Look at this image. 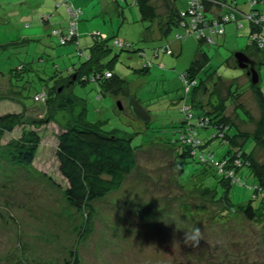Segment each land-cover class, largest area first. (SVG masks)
Returning a JSON list of instances; mask_svg holds the SVG:
<instances>
[{"label":"rangeland","instance_id":"obj_1","mask_svg":"<svg viewBox=\"0 0 264 264\" xmlns=\"http://www.w3.org/2000/svg\"><path fill=\"white\" fill-rule=\"evenodd\" d=\"M65 1L82 9L87 0ZM243 1L237 3L245 11L246 6L240 5ZM56 2L0 0V71L7 76L20 64L28 68L20 79L13 77L11 82L0 76V116L26 112L22 124L0 137V264H72L74 257L79 264H264L263 221L220 217L218 211L223 205L204 195L199 184L201 173L205 170L211 176L213 169L196 165L191 157H175L174 150L163 143L169 136L173 141L187 133L185 128L195 124L199 113L212 111L213 96L226 108L235 130L240 128L251 135L255 131L260 107L250 89V78L234 61V54L243 52L257 62L258 86L264 93V49L251 46L248 19H239V27L235 21L224 24V34L214 36V44H201L192 34L176 40L175 35L184 32L181 27L159 35L153 23L142 20L138 8L129 5L131 0H127L129 4L123 0H89L94 7L99 6L90 17L92 24L110 38L108 49L95 51L90 50V35L82 36L83 32L80 45L59 44L52 31L59 29L58 22L67 21L55 12ZM182 2L177 0L176 6ZM155 4L161 18L167 7L162 0ZM100 9H105L103 17ZM44 15H51L49 24L42 21ZM81 15L79 23L84 30L89 21ZM115 38L136 51L114 46ZM71 45L72 53L62 54V49ZM165 47L173 54L151 55L156 48ZM77 48L87 55L97 54L96 66H109L126 82L125 89L113 94L101 92L96 82L75 81L71 86L74 79L68 77L66 67L84 61L77 56ZM137 49L145 56L140 57ZM199 55L207 61L197 74L201 85L193 93V88L185 90L179 77ZM147 60L150 67L145 70ZM54 84L64 96L75 100V111H82L88 122L105 132L115 130L130 136L133 146H142L135 153L136 166L121 188L92 203V229L82 238L85 216L67 203L65 182L58 171L60 126L47 118L43 103L35 98ZM234 90L241 94L240 101L229 94ZM128 97H134L149 113V123L133 116ZM190 105L189 112L195 117L186 119L182 109ZM196 129V138L208 142L207 149L222 157L227 145L208 138L216 129ZM28 130H36L40 144L33 163L22 167L11 161L9 143ZM243 149L253 151L256 160L264 163V147L255 145L252 137L245 139ZM247 183L250 186L254 180L249 177ZM230 191L231 206L251 199L245 187L233 186ZM226 211L222 215L229 217ZM193 227L204 235L198 247L183 243L185 230Z\"/></svg>","mask_w":264,"mask_h":264},{"label":"trees","instance_id":"obj_2","mask_svg":"<svg viewBox=\"0 0 264 264\" xmlns=\"http://www.w3.org/2000/svg\"><path fill=\"white\" fill-rule=\"evenodd\" d=\"M123 1L129 4L127 0ZM155 1L156 0H131L129 5L134 4L138 8L142 20H147L149 23H153L158 17ZM162 1L167 7L168 0ZM199 1L202 11L201 14H204V16L207 17L208 22L213 20L220 21L225 16H229L230 20L228 22L235 21L239 27L242 26V24L238 22V20L247 19V16L251 12H256L259 15L264 16V8L260 4V0H256V5H252L253 1L251 0H244L246 1L245 4H247V9L245 11L239 10L237 0ZM191 3V0H185L184 9L172 10L168 16L167 22H164L160 26L161 33L166 35L172 27H181L184 32L176 34V40H181L187 35L192 34L186 26H182V22L185 23L187 21L182 13H187L186 11L192 8ZM61 6L65 7L68 14L67 22L70 18L68 12L69 7L74 11H79V13L76 35L64 44H61L57 37L58 42L60 45L76 43L79 35V19L82 10L74 8L73 5L65 0H59L55 3V9ZM194 7L197 9L198 6L195 4ZM238 15H240L239 18ZM49 16L50 15L42 16V21L48 23ZM224 24L222 25L223 33L220 35L224 34ZM253 29L254 27L250 22L249 40L251 46L256 50L264 49V47L259 48L251 41L250 38ZM55 30H60L62 35L66 34V28L64 30ZM90 37L94 41L93 45L90 46V50L97 51L99 49H108V40L110 38H107L106 34L95 30L90 33ZM196 39L201 44L215 43L214 37L212 42H207L200 38ZM113 45L123 50L136 51V49H131V44L122 42L117 38L113 40ZM137 50L140 57L145 56L143 50ZM76 52L79 58L84 57V61L78 64V66L73 65V72L71 73V76H68L70 78L73 77L74 79L73 83H70L71 86L75 81L81 84L96 82L99 84L101 92L113 94L125 89L126 82L122 78L114 75L109 66H101L100 64L96 66L98 63L97 54L95 56L92 54L87 55L85 50L81 48H77ZM153 52L154 53L151 55H153L154 58L158 57L159 52L169 55L173 54V51L169 47L161 49L156 48ZM206 61L207 58L199 55L198 58L193 61L192 65L180 75L179 78L183 81L182 75L186 74V78H184L186 84L183 81L184 88L189 83L194 82L193 86L188 85V89L193 88L194 93L196 89L200 87L201 82L197 81V74L206 65ZM149 67L150 64L147 60L144 63L143 68L147 70ZM25 71H28V68H26L24 64H20L18 68L11 69L7 76H5L4 72L0 71V76L9 79L11 82L13 77L18 76L19 78L17 79H20L23 75L22 73ZM107 73H109L108 77L105 76ZM64 80L61 79V82ZM59 88V86H55L54 84V86L48 91L42 90V94L39 93L35 98L43 103V110L47 113V118L50 116V121H53L60 126V133L57 136L58 144L56 150L58 171L65 182L64 195L67 203L74 209L82 212L85 216V224L83 233L81 234L82 238L90 233L92 229L91 217L94 213L92 203L103 198L111 191H117L121 188L125 178L135 168V153L142 146H133L130 136L123 135L115 130L105 132L101 130L96 123L88 122L84 118L82 111H75V100L70 95L64 96L65 94H62V90L60 92L57 91ZM250 89L255 95L262 112L252 135L241 132L238 129L235 130L233 121L229 119V116L225 113L226 108L221 102L217 101V104L213 105L214 108L209 113H204L203 115L196 117L191 112L186 114V119H192L195 117L196 122L194 125L190 124L184 131L192 133L194 139L198 140V144H195V141L187 142L186 139H183L182 135L184 133L173 141H171L173 138L169 136L170 138H166L168 142L163 141V143L168 144L171 149L174 150L176 153L175 157H191L196 165L213 169L214 174L211 176L206 174L205 170L201 173L203 174V179L200 180L199 184L201 189H203L204 195L210 196L211 200L223 205V208L218 211L220 217L226 219H232L234 217L241 218L242 220H247L249 223H254V221L259 220L264 223V163H260L256 160L253 156V151L248 152L243 149L247 137H252L255 145L264 147V93L260 90L258 84L252 85L251 82ZM15 93H18V91H15ZM229 94L235 101H240L241 94L237 92V90L231 91ZM37 97L39 99H37ZM193 98L194 97H192V99ZM238 106L243 107L241 103H239ZM189 107L191 108V105ZM25 113L26 112L21 111L18 113H6L1 115L0 137L4 133H10L16 126L22 124L26 118ZM52 113H55L56 117H53ZM58 113H60V116H58ZM201 116L203 117V121L201 125H199L197 122ZM195 125L200 126L203 129L211 126L214 127L217 132L214 133L215 137H218V135L222 133L223 136L217 141L222 145L226 144L228 147L222 157H216V155L213 154L212 149H207L209 145L208 142L203 143L200 139L196 138L197 129ZM194 126L195 128H193ZM174 128L179 129L180 127ZM212 136L213 135L208 136L209 140ZM39 144L40 136L36 130L23 132L15 142L9 143V148L11 149V161L22 167L30 166L36 157ZM194 144L195 146H192ZM209 154H212V158H209ZM249 177L254 180V183L250 186L247 183ZM237 185L247 188L251 192V199L244 204L234 207L230 204L232 201L230 190L233 186ZM254 201H257L258 204H254ZM203 211L208 212V210ZM225 211L229 217L222 215ZM72 264H79L76 257L73 258Z\"/></svg>","mask_w":264,"mask_h":264},{"label":"built area","instance_id":"obj_3","mask_svg":"<svg viewBox=\"0 0 264 264\" xmlns=\"http://www.w3.org/2000/svg\"><path fill=\"white\" fill-rule=\"evenodd\" d=\"M252 5H256L257 1L256 0H251ZM191 6L192 8L186 11L187 13H182L183 16L186 17L187 21L185 23L182 22V26H186L187 29L192 32V34L196 38H200L202 40H206L207 42H212V39L215 35H220L223 33V28L222 25L230 20V17L225 16L223 19L220 21H209L207 17L204 16V14H201V5L199 4V0H191ZM196 4L197 9L194 7ZM260 4L264 8V0H260ZM68 12L70 14V18L67 22V27H66V34L62 35L60 33V30H53L52 34L56 35L59 38V41L61 44H64L66 41L71 39L76 35V28H77V20H78V13L79 11H74L72 8H68ZM247 19L251 22L252 26L254 27L252 34H251V41L256 44L259 48L264 47V16L259 15L256 12H251L248 16ZM106 77L109 76V73L105 74ZM186 78V74L182 75V79L186 84V81L184 80ZM189 86H193L194 82H191L188 84ZM186 85L185 90H188L189 86ZM189 108L186 107L182 109L186 114L189 113ZM203 121V117L201 116L198 120L199 125H201ZM217 133V132H216ZM222 133L218 135V137L214 136V139L221 138ZM183 139H186L187 142H193L195 141V144H198V140L194 139L193 134L190 132L184 133L182 135ZM227 142V141H225ZM192 145V146H195ZM209 158H212V154H209Z\"/></svg>","mask_w":264,"mask_h":264},{"label":"crops","instance_id":"obj_4","mask_svg":"<svg viewBox=\"0 0 264 264\" xmlns=\"http://www.w3.org/2000/svg\"><path fill=\"white\" fill-rule=\"evenodd\" d=\"M54 1H59V0H54ZM171 1V2H170ZM176 1L177 0H168V6H167V10H166V14H164V16H162L161 18H160V15L158 14V17L156 18V20H154L153 21V25L152 26H154V27H156L155 28V30H158V33H159V35L161 34V30H160V26L164 23V22H167V20H168V16L170 15V13H171V11L172 10H181V9H184L185 8V2H184V0H183V2H182V5H180L179 4V6L177 7L176 6ZM169 2H170V5H169ZM245 2L246 1H243L240 5H245L246 6V8H247V4H245ZM84 5H83V8L81 9L82 11H81V16H83L84 18V20L85 19H87L88 21H89V23H88V25H84L85 26V29L84 30H82V28H80L81 26H82V23H79V29H78V33H79V35H78V38H77V41H76V46H78V45H80V41L82 40V38H80V35H81V33L80 32H83L82 33V36L85 34V33H87V34H89L90 35V33L91 32H93V31H95V30H97L96 28H97V26L95 25H93V24H95V23H93L92 24V22H91V18L90 17H93L94 15H95V12L97 11V9L96 8H99V6L97 5V6H93L90 2H89V0H87L86 2H84L83 3ZM238 5V4H237ZM238 8H239V10H242L241 8H240V6L238 5ZM105 9H100V16L101 17H103L104 16V11ZM244 11V10H243ZM55 12L57 13V14H62V16H63V19L66 21L67 20V17H68V14H67V12H66V10H65V8L63 7V6H61V7H59V8H57V10H55ZM51 15H53V13L51 14ZM51 15L49 16L50 18H51ZM50 18H49V20L48 21H50ZM123 19V18H122ZM82 20V19H81ZM79 21H80V19H79ZM85 23H86V21H85ZM47 24H49V22L47 23ZM65 25V26H64ZM56 27H58L59 29H65L66 28V24H63V23H61V22H58V24L56 25ZM154 30V31H155ZM98 31V30H97ZM88 35V36H89ZM158 35V34H157ZM80 38V39H79ZM90 45L89 46H91V45H93V39L91 38L90 40ZM75 46V47H76ZM74 50V48H73V45H71L70 47H68V48H63L62 49V54H64L65 56H68L70 53H72V51ZM88 55H90V53H88ZM251 59V58H250ZM62 60H64V58L62 59ZM70 60V59H69ZM251 60H253V59H251ZM254 62H255V60H253ZM256 66H257V62H255V71H256ZM72 67H73V64H71L70 65V67L69 68H67L66 67V72H67V74L69 75V76H71V73L73 72V69H72ZM72 79H73V77H72ZM214 97V96H213ZM212 97V98H213ZM193 100V99H192ZM218 101V100H217ZM259 112H260V117H261V115H262V112H261V109L259 110ZM247 114L249 115V118L251 119L252 117L250 116V114H249V112H247ZM200 115H203V113L201 112V113H199V115H196V116H200ZM260 119V118H259ZM258 121V120H257ZM257 123V122H256ZM256 127V126H255ZM239 130H240V128H239ZM242 132V131H241ZM253 133V132H252ZM248 134H251V133H248Z\"/></svg>","mask_w":264,"mask_h":264},{"label":"water","instance_id":"obj_5","mask_svg":"<svg viewBox=\"0 0 264 264\" xmlns=\"http://www.w3.org/2000/svg\"><path fill=\"white\" fill-rule=\"evenodd\" d=\"M234 61H235L236 66L239 69L245 71L246 76H248L251 80V84L257 85L259 82V78L255 71V62L251 60L243 52H236L234 54ZM58 90H61V88H59ZM127 102L135 118H137L138 120L142 121L145 124L149 123L150 121L149 113L139 105V103L134 97H128ZM211 103L212 105H216L217 98L213 97L211 99ZM118 107L121 108L119 104H118Z\"/></svg>","mask_w":264,"mask_h":264},{"label":"clouds","instance_id":"obj_6","mask_svg":"<svg viewBox=\"0 0 264 264\" xmlns=\"http://www.w3.org/2000/svg\"><path fill=\"white\" fill-rule=\"evenodd\" d=\"M201 240H204L203 232L198 227H193L191 230H185L183 243L187 246L198 247ZM175 245L179 246V242Z\"/></svg>","mask_w":264,"mask_h":264}]
</instances>
